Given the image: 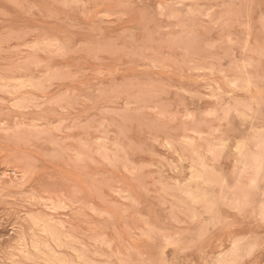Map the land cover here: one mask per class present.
Wrapping results in <instances>:
<instances>
[{
    "label": "rangeland",
    "instance_id": "374dc122",
    "mask_svg": "<svg viewBox=\"0 0 264 264\" xmlns=\"http://www.w3.org/2000/svg\"><path fill=\"white\" fill-rule=\"evenodd\" d=\"M0 85V264H264V0H0Z\"/></svg>",
    "mask_w": 264,
    "mask_h": 264
},
{
    "label": "bare ground",
    "instance_id": "6f19581e",
    "mask_svg": "<svg viewBox=\"0 0 264 264\" xmlns=\"http://www.w3.org/2000/svg\"><path fill=\"white\" fill-rule=\"evenodd\" d=\"M174 12V11H173ZM172 13V12H171ZM174 14H175V12H174ZM42 78V77H41ZM1 86V85H0ZM223 140V139H222ZM221 141V140H220ZM223 142V141H222ZM239 142V141H238ZM224 145V144H223ZM206 151V150H205ZM179 157V156H178ZM256 181V180H255ZM198 184V183H197ZM52 221V220H51ZM44 222V221H43ZM49 225V224H48ZM60 225V224H59ZM42 227H43V225H41ZM40 226V227H41ZM46 226V225H45ZM39 227V226H38ZM53 228V227H52ZM51 229V228H50ZM43 230V229H42ZM46 231V230H45ZM52 233H53V231H51ZM55 232V231H54ZM47 234V233H46ZM59 234V233H58ZM53 235V234H52ZM53 236H55V235H53ZM58 236H60V235H58ZM67 236V235H66ZM65 237V236H64ZM37 241V240H36ZM36 241L34 242V244L36 243ZM52 241V240H51ZM22 242V241H21ZM48 242H49V240H48ZM66 242V241H65ZM30 243V242H29ZM43 243H45V242H43ZM49 243H51V242H49ZM54 243H55V241H54ZM68 243V242H67ZM22 245V244H21ZM39 244H36V246H38ZM44 245V244H43ZM23 246V245H22ZM47 246V245H46ZM60 245H58V247H59ZM30 247V246H29ZM48 247V246H47ZM38 249L40 248V247H37ZM37 249V250H38ZM24 250V249H23ZM34 250H36V249H34ZM43 250V249H42ZM22 252V251H21ZM116 251H114V253H115ZM23 253V252H22ZM17 254V253H16ZM16 254H14V255H16ZM26 253H24V255H25ZM29 254V253H28ZM23 255V256H24ZM45 255V254H44ZM57 255V254H56ZM28 256V255H27ZM50 256V255H49ZM65 256V255H64ZM81 256V255H80ZM15 257H17V256H15ZM82 257V256H81ZM28 258V257H27ZM65 258V257H64ZM51 260H53V259H51ZM85 260V259H84ZM93 260V259H92ZM11 261V260H10ZM18 262V261H17ZM20 262V261H19ZM45 262H46V260H45ZM48 262V261H47Z\"/></svg>",
    "mask_w": 264,
    "mask_h": 264
}]
</instances>
